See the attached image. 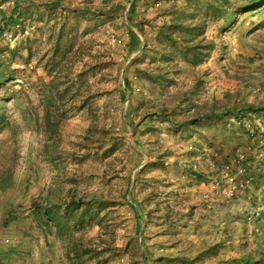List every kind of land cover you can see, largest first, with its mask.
Here are the masks:
<instances>
[{
	"label": "rangeland",
	"instance_id": "rangeland-1",
	"mask_svg": "<svg viewBox=\"0 0 264 264\" xmlns=\"http://www.w3.org/2000/svg\"><path fill=\"white\" fill-rule=\"evenodd\" d=\"M49 1L0 0L1 264H264V8Z\"/></svg>",
	"mask_w": 264,
	"mask_h": 264
},
{
	"label": "trees",
	"instance_id": "trees-1",
	"mask_svg": "<svg viewBox=\"0 0 264 264\" xmlns=\"http://www.w3.org/2000/svg\"><path fill=\"white\" fill-rule=\"evenodd\" d=\"M252 3L253 4L250 6L251 8H249L252 11H258V10H261V9L264 8V6L261 7L262 4L256 5V3H258L257 0L256 1L253 0ZM59 5H60L59 0H52V1H49L48 2V5L47 6H48V9H57L59 7ZM132 8H133V4H132ZM19 9H20L19 4H17L16 2H14V7L12 9V12L9 15V17L5 20L6 21V26L11 27V26L19 25V24L22 23V21H23V15H22L23 14V10H19ZM74 11H77V9H74ZM93 13L94 12H92L91 14H93ZM85 14L87 15L86 12L84 13V15ZM130 34H131V43H132V46L133 45L134 46L137 45V47H139L140 44H141V39H140L139 35L133 29H130ZM254 110H255L254 107H250L248 109V112H251V111H254ZM230 115H232V114L230 113ZM42 210L45 213H47L49 211V209H47L45 207H42ZM0 264H1V262H0ZM245 264H251V262L249 260H246L245 261Z\"/></svg>",
	"mask_w": 264,
	"mask_h": 264
}]
</instances>
